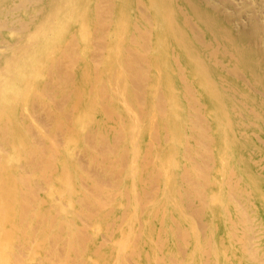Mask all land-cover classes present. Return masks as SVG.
<instances>
[{"label": "bare ground", "instance_id": "6f19581e", "mask_svg": "<svg viewBox=\"0 0 264 264\" xmlns=\"http://www.w3.org/2000/svg\"><path fill=\"white\" fill-rule=\"evenodd\" d=\"M0 264H264V0H0Z\"/></svg>", "mask_w": 264, "mask_h": 264}]
</instances>
